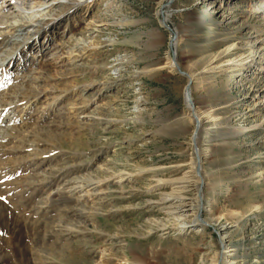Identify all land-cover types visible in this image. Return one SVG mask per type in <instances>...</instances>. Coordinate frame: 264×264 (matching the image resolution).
I'll return each mask as SVG.
<instances>
[{
	"label": "rangeland",
	"instance_id": "374dc122",
	"mask_svg": "<svg viewBox=\"0 0 264 264\" xmlns=\"http://www.w3.org/2000/svg\"><path fill=\"white\" fill-rule=\"evenodd\" d=\"M161 1L95 0L18 54L37 59L47 43L41 61L0 72V98L22 85L40 99L16 122L27 132L0 140V264H228L222 227L234 264H264V0ZM226 49L223 70L200 66ZM190 102L205 117L196 140ZM57 172L106 182L75 207L54 192ZM185 175L207 224L178 233L157 201Z\"/></svg>",
	"mask_w": 264,
	"mask_h": 264
},
{
	"label": "bare ground",
	"instance_id": "6f19581e",
	"mask_svg": "<svg viewBox=\"0 0 264 264\" xmlns=\"http://www.w3.org/2000/svg\"><path fill=\"white\" fill-rule=\"evenodd\" d=\"M94 1L95 0H0V72L6 71L5 67L13 64L15 59L21 61V63L19 64L20 66L17 65L15 68V71H17L21 67V65L26 64V62H29L30 60L26 59L25 57H22L21 55L18 56V54H23V52L27 48L28 42L37 43V37H38V34L40 32L46 33L50 29L53 30L62 21L70 19L72 16H74L81 9L89 7V5L93 4ZM160 4L163 5V0L161 1ZM55 7H60V10H58L57 15L52 14ZM109 10H110L111 14H115L118 9L116 6L115 7L114 6H106L104 11L108 12ZM78 19H80L81 21L84 20V19H82V17H80ZM164 21L165 22L167 21L166 16H165ZM77 22L79 23V20ZM96 22L100 25H104L103 22H101V21H96ZM90 25H92V24L90 23ZM34 26L37 27L36 30H32L29 34H25V36H26L25 40L18 41L15 45V49L10 48V46L11 47L14 46L11 44L13 38H16L15 40H18L20 35L23 32H25V31L27 32L29 29L34 28ZM28 46H29V44H28ZM46 46H47V43H45L43 45L45 50L41 51L42 54H44L45 51L47 50ZM227 51H229V49H226V51L220 53L219 55L211 56L210 58H208L205 61V63L200 64V66L205 65V67L208 68V71H210V72L214 71L215 69H222L226 65V63H224L225 61H223V59L227 58V55L229 53ZM41 55H39L37 59L32 58V60L30 61L31 64L38 62L39 60L41 61L42 60ZM78 57L83 58L84 54L79 52L77 54V56L75 57V59ZM244 61H245L244 58L240 57L237 62H240L239 63L240 66H244L245 65ZM72 62H73L72 58L65 57V56H63V54H61L57 60L58 64H64V63L65 64H72ZM230 64L232 65L233 62H230ZM200 66H198V67H200ZM201 72L203 73V71H201ZM9 75H10V73H6L5 77H9ZM23 77L24 76L22 75L20 78H16V80L17 79L19 80ZM41 79L42 78H40L39 80H41ZM23 82L21 81V83H23ZM20 87H19L20 90H18L19 93L18 92L16 93V99L11 100L15 93H9L8 95L0 98V140H2L4 138H5L4 140H8L7 137L8 138L11 137V135H14L13 133H15V132H16V134H18L19 132L20 133L21 132H23V133L27 132L25 130V128L22 127L20 124L16 125V122L18 121L19 117L26 110H28L32 106L34 107L35 105L40 104L39 97L36 96L35 94H31V91H33L31 88H30L31 91H29L27 88H25L22 85H20ZM65 97H66V95H64V94L59 96V98H65ZM188 97L190 98L189 93H188ZM9 100H11V102H9ZM188 105H189L188 106L189 110L191 112H193L194 117L197 120L196 136L194 138V140H196L197 135L200 133V131L203 128V125L205 123L204 122L205 117L196 114L195 107L193 104H191V102H190V104L188 103ZM13 114H15V116L12 119V118H10V115H13ZM24 115H25V113H24ZM86 116H87V114H86ZM16 117H18V118H16ZM88 121L89 122L93 121V122H95V124L96 123L104 124L103 120H98L96 118H89L88 117V118H86L85 122L87 123ZM93 122H92V125H93ZM262 126L264 128V122H263ZM4 130H5V132L9 131V133L2 134V132H4ZM13 131H15V132H13ZM18 135H20V134H18ZM16 137L17 136L14 135L13 138H16ZM18 142H20V141L18 140ZM197 159L199 160V163H198V165L196 164V167L194 170H195V173L197 172V174L199 175L200 169H201V162H200V157H199L198 153H197ZM116 169L117 168H115V170ZM104 171H106V170H104ZM118 172H119V170L113 172L114 173L113 175L116 178H118L119 182H123L124 180L125 181L134 180L133 177L131 178L128 176H124L122 173H118ZM51 173H49L50 176L48 175V177L46 176L45 178H42L40 180L39 184H41V186L45 189H50V188H52V186H54L51 183L52 182L51 177L53 175V173L52 174ZM57 174H58V172H57ZM88 175H91V174H88ZM101 175H102V173H101ZM92 177H94V176L92 175ZM94 179H92L89 176L88 177H84V176L81 177L77 174L74 176H72V175L66 176V174H64V173L61 175L58 174L57 175V181H53V182H57L58 184H56V186L57 185H59V186H57L56 189L55 188H53V189H55L54 192L56 194H62V195L68 194L69 196H75V198H76L74 200V202L76 203L75 207H79L78 204H85L86 205V203H88L90 200L91 201L94 200L97 197V194H96L97 190L106 182V180H101V179L100 180H94ZM106 179L108 180L107 177H106ZM188 180H189L188 177L185 175L181 178H176L174 180L169 181L168 182L169 184L167 182L161 184L162 187H164V188L169 186V188H171V190H170V192L162 193L160 196V200L157 201V202H159L157 204L158 205L157 207L159 208V210L166 213V216L168 217L167 220H172L175 223V226L173 228L178 233H185L188 231H193V229H195L196 226H198V223H204V225L207 224V223H205V221L202 220L201 215L197 214V211L200 208L199 202L202 201V198H200L201 193L198 194L197 197L195 198L196 200H198V201H196L198 204H196L195 206L193 205V203L191 201H188V202L185 201L186 200L185 194L191 191L190 187L192 185L190 183V181L188 182ZM193 183H195V182H193ZM148 185H150V187H151V183ZM191 193H193V192H191ZM99 194H101V193H99ZM146 194L150 195L151 190L147 191ZM119 199L124 200L125 198L119 197ZM109 200L110 201H117L116 197L110 198ZM199 200H201V201H199ZM147 202L150 203L151 199H148ZM75 209H73V208L68 209V213L66 215L68 219H70L71 217H73V218L78 217L80 214H82L81 209H79V211H74ZM190 212L192 214H190ZM188 217H190V219ZM88 219H89V217H88ZM78 221H80V220H78ZM162 222L163 221L154 222L152 228H151V226L149 227V231L151 232V230H154V229L157 230L158 229L157 231L161 234V237L166 235L165 231H166V229H169V228L166 227V225ZM81 223H85V221H83ZM67 230H68V228H67ZM220 230L223 231L221 244H222L224 252H225V250L228 248L226 246V243H227L226 235H225L226 232H225L224 227H222ZM149 252H150V250H149ZM224 252L221 255V258L225 257V258H227L226 260H227L228 264H234L235 262L233 263L232 259L234 258L235 253L224 255ZM231 257H233V258H231Z\"/></svg>",
	"mask_w": 264,
	"mask_h": 264
}]
</instances>
